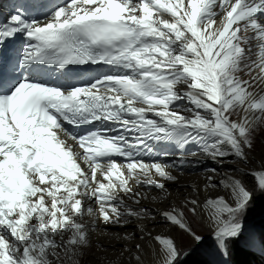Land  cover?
<instances>
[{
  "label": "snow or ice",
  "instance_id": "snow-or-ice-1",
  "mask_svg": "<svg viewBox=\"0 0 264 264\" xmlns=\"http://www.w3.org/2000/svg\"><path fill=\"white\" fill-rule=\"evenodd\" d=\"M19 7L0 25V45L22 40L0 55V264H82L98 224L155 219L142 200L152 190L167 198L156 177L177 176L168 171L175 164L145 159L149 141L191 144L193 156L221 164L249 162L264 124V0ZM93 66L107 71L81 78ZM50 71L62 82L49 83ZM206 171L203 190L193 187L182 207L160 215L196 242L203 237L187 213L200 217L227 256L233 241L256 242L245 237L243 218L254 192H264V167L244 173L254 177L252 187L228 173L217 182V169ZM217 188L223 193L200 199ZM146 235L150 246L135 244V254L124 248L131 260L178 264L173 237Z\"/></svg>",
  "mask_w": 264,
  "mask_h": 264
},
{
  "label": "bare ground",
  "instance_id": "bare-ground-1",
  "mask_svg": "<svg viewBox=\"0 0 264 264\" xmlns=\"http://www.w3.org/2000/svg\"><path fill=\"white\" fill-rule=\"evenodd\" d=\"M247 35H251V33H247ZM242 78L249 79L247 75L243 76ZM208 160L211 161L210 158H207L202 154L199 156L191 155L188 158L184 157L182 160L181 158L176 160L170 159V164H175L176 167L170 168L168 169V171H170L173 175L177 176V180L175 182H171L163 181L160 177L156 178L166 184V187L168 188L171 195L165 198L164 194L161 193L159 190H152L150 192H147V198L142 200L143 206L151 210L152 215L155 216V219L148 217L143 220H135L137 224V228L135 231L136 237L131 240L116 238L117 235H119L120 237L127 235L126 232L128 231L125 229L131 223L124 226L123 228L116 225H104L103 223H100L96 226L95 231L91 233V247L85 252H89L93 256L94 260H96V264H124V261H127L129 263V260H131L129 258L130 253L125 252L124 248L127 247L128 249H131L132 254H135V250L133 247L135 244H141L142 246H150L153 242L151 241V238L146 235V233L149 232L152 233L153 236L164 235L173 237L175 239V242L178 244L179 248L186 233H183L182 230L178 229V227L172 226L170 222H166L165 219L160 215V213L166 210H171L172 207H182L184 203V197L196 195V193L192 192L193 187H198L203 190L205 184V177L209 174L206 171L207 169L204 170V167H206L204 165V162ZM181 161H183V163H181ZM237 165L239 166V163ZM261 168L262 167H255V170H260ZM225 173L240 177L243 174V172L236 173L234 169H220L217 170L215 180L218 182L224 176ZM222 193V188L209 189L208 191H201L199 193V196L201 200H204L209 195L215 197ZM153 197H156V199H153ZM129 203L131 202L129 201ZM184 211L187 213L186 209H184ZM187 219L191 227L197 232V234H199V232H204H201V230L203 229H207L208 231H210L206 223L201 218L199 221L201 224L195 221L196 219L191 215V213H187ZM160 220H163L165 223H159ZM244 226L245 231H247L249 228H247L245 224ZM140 236H144L145 239H139ZM189 238L195 250H199L206 247L203 244V239L200 242H196L191 236ZM215 250L216 252L214 254V257L218 258L221 264H230L228 255H223V253L219 252L217 248H215ZM144 260L145 264H149L147 256H144ZM131 261L133 264H136L134 260ZM82 264H84L83 260Z\"/></svg>",
  "mask_w": 264,
  "mask_h": 264
},
{
  "label": "rangeland",
  "instance_id": "rangeland-1",
  "mask_svg": "<svg viewBox=\"0 0 264 264\" xmlns=\"http://www.w3.org/2000/svg\"><path fill=\"white\" fill-rule=\"evenodd\" d=\"M240 75H242V77L245 76L244 72H242ZM187 146L189 148V152L186 153L184 157L191 156L192 151H198V149L194 145L189 144ZM199 155L201 154H198L197 156ZM248 155L249 162L247 164L239 163L234 157L228 158L223 164L208 160L204 162V165L206 166L204 167V170L211 168H216L217 170H233L236 168H240L243 170V174L241 177L246 179L249 187H252L254 177H252L251 175L244 177V173H250L251 171L255 170V167H264V124L258 126L254 134V149ZM184 157L175 156L171 159L176 160L181 158L182 160ZM238 163L239 166L237 165ZM195 219L196 222L200 221L199 217H195ZM243 220L246 227L249 228L247 231H245V237L255 238L256 242L250 244L244 238L233 241L229 245L228 257L230 260V264H234L232 254L233 245H238L241 248L252 253L255 260L253 264H264V192H254L253 198L248 206ZM159 223L164 224L165 222L163 220H160ZM136 225L137 224L135 222V219H133L131 224H129L125 229L128 231L126 232L127 235L134 233L133 239L136 237ZM206 230H201V232L204 231L205 233L199 232V234L203 237V244L206 246L205 248L199 250H195L193 248L190 242V236L188 234H185L182 240V244L179 247L181 255L178 257V264H191L193 261L200 262L201 264H221V262H219L220 260L214 257V254L216 252L214 238L212 234H210L211 232ZM83 261L84 264H96V260H94L93 256L89 252H85ZM123 263L133 264L131 260H129V263L127 261H124Z\"/></svg>",
  "mask_w": 264,
  "mask_h": 264
},
{
  "label": "trees",
  "instance_id": "trees-1",
  "mask_svg": "<svg viewBox=\"0 0 264 264\" xmlns=\"http://www.w3.org/2000/svg\"><path fill=\"white\" fill-rule=\"evenodd\" d=\"M233 262L234 264H253L254 255L249 251L241 248L238 245L232 246ZM191 264H201L200 262L193 261Z\"/></svg>",
  "mask_w": 264,
  "mask_h": 264
}]
</instances>
